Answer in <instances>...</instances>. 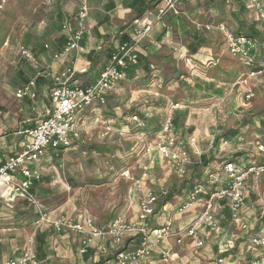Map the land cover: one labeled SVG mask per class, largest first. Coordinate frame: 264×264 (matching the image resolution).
Masks as SVG:
<instances>
[{"label": "crops", "instance_id": "0c3cea01", "mask_svg": "<svg viewBox=\"0 0 264 264\" xmlns=\"http://www.w3.org/2000/svg\"><path fill=\"white\" fill-rule=\"evenodd\" d=\"M29 1L30 0L27 2L29 3ZM80 1L81 0H42L40 1L42 4L38 9L36 6L34 9L31 7L29 12L26 11L28 22H25L26 26L23 29L17 30L14 28L12 34L2 35V44L0 48L6 44L4 48L10 49V43H12V46H15V49H18L19 45H22L20 47L22 50L21 52L24 50L30 53L32 58H28L22 53L24 55L17 59L15 57L16 53L12 50L13 63L16 59L18 63L16 66H12L13 71L10 74L4 73L6 77L7 75L12 76V79H7V77L6 80L8 81L5 82L6 87H1L0 89V167L9 155L21 152L23 145L28 140V135H26L24 131L27 128L35 126L39 119L47 116L49 111H51L52 102L50 101V94L55 87V77L65 69V67L72 65L76 68V73L70 80L72 84L85 87L86 85L94 83L110 58L111 49L123 41V35L131 36L133 20L139 18L136 10L131 7L132 0H89V27L85 33L84 42L82 44L83 52L56 57L57 54L61 53L68 36L67 32L63 29L62 22L63 20L65 21L68 16L77 12L78 6L81 3ZM221 1H223L224 4L228 3L233 5V9H237L236 13L240 19L242 17L240 15L244 11L251 13L249 8L252 6L249 4V0H242L244 6L239 4L240 0ZM231 5L228 6L231 8ZM39 9L42 10L39 11ZM155 13L156 5H153L142 17H140L142 21H152L153 25H151L147 37L138 46L139 52L146 58V61L151 67H155V70L151 71L148 75H145L142 70L134 73V75L129 76L127 80L123 81V84L108 94V103L106 105L88 108L78 115L79 123L82 127V138L72 143L70 147L63 148L62 150L64 151H62L63 153L61 156L54 157L55 151L49 149L39 160V165L42 168V180L38 183L39 185H36L34 188V192L38 198L39 195H56L52 177H54L55 173L58 175L57 166L63 156L66 155L72 147L84 142V132L89 130L90 124H94L93 122L98 120L108 122L112 130L108 134V137L101 136L100 139L103 143L107 139V142H109L111 138L117 137L116 131H119L117 125L124 122L119 116L121 112H123L120 111L121 109L131 108V106H133L134 109L146 116L148 121L152 124L153 120L160 117L158 112L164 110L162 101L166 102V98H169L171 93L180 89L179 94L184 97V92L188 93L189 89L192 90V88H195L193 84L187 81V78L193 76V79L195 78V80L200 81L201 83L196 85L199 90L201 88L200 85L205 86V83H202L200 80L202 77L199 75L196 67L193 73L189 75H187L185 70L181 67H190V65H192L191 62L194 63V60L200 62L213 59V54H215L213 47L205 45V43H207L206 41L200 46L199 51L193 54L188 47L192 36L190 34L191 37L188 36L187 28L181 31V24H179L177 16L175 17V15L178 14H171L168 17L165 16L162 21H157ZM252 15H254V11ZM170 17H174L173 19H175V22L168 21ZM254 17L258 19L257 13ZM9 20L12 24L15 21L14 18ZM189 31L192 32L191 30ZM15 32L17 35H15ZM192 34L194 35L193 32ZM187 38H190L189 43H185ZM215 55L217 56V54ZM218 59L217 57V62H219ZM211 64L216 65L214 62ZM221 70L226 69L221 67ZM31 80H36L38 92L37 100L32 102L29 99H18L16 97V91L21 85ZM135 80L143 84L144 87L141 91H144L143 93L146 94L140 95H142L145 100H138L137 98L140 96L138 94L132 100L130 99L128 101L129 104H121L119 98L123 96L124 93H130L127 86L130 87L131 84H128L133 83ZM211 80L215 81L214 79ZM154 83L158 88L163 87L165 89L161 91L158 90L156 87H153ZM148 87L151 88L150 92L146 90ZM160 93L162 95L159 96ZM147 96L150 100L146 98ZM174 113V117L180 123L184 114L181 110H174ZM114 114L117 117H114ZM123 118L128 120L130 117L127 118V116H124ZM163 123L164 122H162V124ZM178 125H176V130L178 129ZM263 134L264 132L261 135ZM215 151L219 152L220 149H215ZM49 165L53 167L51 168L52 170H50L52 175L51 178H48L49 176L44 174V171L47 170ZM200 179L204 180L205 184L211 181V179H208L202 174ZM70 180L72 181L73 179ZM171 188L176 189L175 186ZM181 188L180 185L178 189ZM255 192L256 190L249 186L248 181L245 193L247 196H249V193L250 196L248 197L247 205L244 209V218L249 224L250 217L256 214L255 208L253 209L255 203L252 201L251 196V194L253 195ZM182 194L185 197H183V200H180V202H185L188 193L182 191ZM174 196L182 199L181 193ZM11 198H13L14 201L12 206L6 205L7 200ZM201 204L204 205L205 202L199 201L195 203L186 215L179 216L178 219L176 216L178 214L173 215L169 213L168 217L170 218L168 219L174 220V229H179L187 225L191 219L196 217L197 214H200L204 207L199 213L193 212V210ZM44 205V208L47 209L50 216L62 214L71 219L80 220L83 214H78L77 212L71 216L61 204L56 205V207H52L48 204L46 205L45 203ZM215 205H217L215 211L220 226L224 228L221 235L227 237L236 236L238 243L237 249L241 246L248 248L250 244L249 236L257 233L258 230L256 229L253 233H249V236H245L246 233H243V236L239 237L240 234L238 229L230 225V219L227 218L224 211L221 210L223 205L219 202H216ZM166 206H168V203L161 208L158 206L156 215L152 217L154 219L149 223V228L155 229V227H159L167 221L164 218L158 219V217H162V212L166 210ZM115 217L116 216L101 224L97 222L96 218L95 219L99 225H105ZM135 217L136 218L131 220H136L137 214ZM37 219L38 212L33 205L25 199L18 197L16 194H13L10 186L6 185L0 188V261L19 258L26 251V248L32 247L37 252L41 264H97L99 258L102 256L99 247H109L111 243L109 238L96 239L90 247V250L85 254H81V236L67 230L55 232L53 227L47 223L41 224L40 227H36L34 222ZM235 230L238 231V234L235 233ZM221 235L217 234L216 236L215 232H211L210 229H202L199 236L205 244L203 249H196L190 238L185 239L181 245H176V243L172 241L171 243L168 242L167 246H169L172 254H175L178 260L185 263L193 261L194 264H199L202 262L201 260L203 258L207 257L211 260L217 256V239L218 236ZM129 244L132 246L134 243ZM195 250H201L202 252V254H198L197 260L194 259L193 252L195 253ZM255 250L258 251V249ZM255 250H250L253 252H249L251 253L250 259L256 256ZM152 264L172 263L156 261L152 262Z\"/></svg>", "mask_w": 264, "mask_h": 264}, {"label": "rangeland", "instance_id": "374dc122", "mask_svg": "<svg viewBox=\"0 0 264 264\" xmlns=\"http://www.w3.org/2000/svg\"><path fill=\"white\" fill-rule=\"evenodd\" d=\"M27 1L0 0V45L2 44L1 38L3 34H12L14 28L21 30V28L23 29L26 26L25 22H28L26 11L29 12L31 7L34 9L36 6L38 9L42 4L40 2L42 0H30L29 3L31 4ZM228 5L231 4H224L221 0H197L181 3L179 13H174L178 14L175 17L177 16V20L181 24V31L187 28L188 36H194L192 32H198V34L205 37L207 41L205 45L213 47L215 54H217V56L213 54V59L200 62L194 60V63L191 62L193 66L190 65L188 68L186 66L181 67L187 75L193 73L196 67L202 77L200 80L205 83V86L200 85L201 88L199 90L196 85L201 82L195 80V78L193 79V76L187 78V81L193 84L195 88L189 89L188 93L184 92V97L180 96V89H177L178 91L176 90V92L169 95V98H166V102L162 101L164 110L158 112L160 117L153 120L151 129L148 130V135H143L146 133H141L142 131L138 130L130 122V119L123 118L124 116H127V118L132 116L131 109H134L133 106L120 110L123 112L119 116L124 122L117 125L119 127V131H116L117 137L111 138L109 142H107L108 139H105L104 143L101 142L100 137H108L110 133L105 135L106 125L101 120L90 124L89 130L84 132V142L72 147L57 166L58 175L55 173L54 177H52L56 195H39V200L43 207L45 206L44 203L52 207L61 204L71 216L77 212L78 214H90L100 224L114 216H121L123 213L129 221H135L131 219L136 218L137 195L136 202L130 205V198L134 193V186L130 177L134 176L137 178L140 176L150 166L148 162L152 159L155 160L153 163L154 167L151 166L147 169L149 174L145 180L146 190H156L160 187H165L169 190L172 186H175V195L180 194V189H177L180 185L183 187L186 178L190 182L188 185L190 188L194 184L204 186V180L200 179L201 174L211 179V175L219 170L220 167L218 168V166L225 165L227 160L231 159L232 155H235L238 151L244 150L245 152L244 156L237 157V162L241 161V168L243 169L246 166L260 165L264 162V155L259 151L257 144L261 139V134L264 132V72L249 73L248 75V68L245 62L228 52L223 32L215 27L217 26L216 24H223L230 30L238 29L241 20H245L247 25L257 20L254 17L256 12L250 7L251 13L244 11V14L241 13L240 16L242 17L240 19L236 13L237 9L234 10L233 5H231V8ZM41 10L39 9V11ZM253 11L254 15H252ZM171 14L169 13L166 16L168 17ZM12 18L15 20L13 24L9 20ZM173 18L170 17L168 21L175 22ZM211 25L215 28H208ZM15 35H17L16 32ZM189 42L190 38H187L185 43ZM4 46L0 48V89L1 87H6L7 77V79H12V76H4V73L10 74L13 71L12 66H16L18 63L17 59L24 55L20 49L22 45H19L18 49H15L12 43H10V49H5ZM12 50L16 53L15 57L17 58L14 63ZM217 57L219 62H217ZM212 62L216 63V65H212ZM221 67L226 70H221ZM130 84V87L127 86L130 93H124L119 98L121 104L127 105L129 104L128 101L138 94H146L141 91L144 86L138 80L128 85ZM153 87L160 91L165 89L163 87L158 88L155 83ZM150 89L149 87L148 89L146 88L149 92ZM252 92L254 96L248 99L247 94ZM160 95L162 94L160 93ZM146 98L149 99L148 96ZM137 99L145 100L142 95ZM176 104H179V106H176ZM174 110H181L184 114L182 120L180 119L178 132L175 129L177 137L174 147L176 146L177 150H188L193 162H197L194 170L190 171L186 178L180 177L176 173L174 163L163 158L157 149L158 147H156L161 131L154 133L160 128L162 122L167 121L169 116L174 117ZM113 116L117 117L115 114ZM235 129L239 130L238 135L233 136L229 140L223 137L226 132ZM148 149H151V151H148ZM215 149H220V151H215ZM202 153L207 155L210 163L200 162ZM51 168L53 167L49 165L47 170L44 171V174L49 176L48 178L52 176ZM128 171L130 177L126 174ZM70 179H73L72 183ZM249 186L256 190L255 193H258L257 197L259 199L257 201L259 204L255 202L253 205L256 214L250 217V224H248L251 228L249 233H253L256 229L258 230L257 233H264V222L260 217V214L264 215V172L252 175L249 179ZM177 191H179V194L176 193ZM248 195L250 196L249 193ZM181 196L182 199L174 196L168 206L165 207L166 210L162 212V217H158V219L164 218L168 221V218H170L168 217L169 213L178 214L176 215L177 219L179 216L186 215L193 206L185 213L176 212L177 205L185 197L182 193ZM254 199L256 200V197L252 201H255ZM204 205H198L193 212L199 213ZM260 205H263L261 210L259 209ZM238 231L239 237L246 233L240 229ZM238 231L235 230V233L238 234ZM249 233H246L245 236H249ZM172 241L175 242L174 239L169 242L171 243ZM204 246L196 249H203ZM250 248L249 245L248 248L241 246L225 254V261L222 264H250L251 253H253ZM260 252V250H255L256 254ZM193 254L194 257L196 255L198 257V254H202V252L201 250H195ZM218 255L219 253L217 252V256L211 260L207 257L203 258L199 264H217ZM141 263L152 264L149 260ZM187 264L194 263L190 261Z\"/></svg>", "mask_w": 264, "mask_h": 264}, {"label": "built area", "instance_id": "2783aa9c", "mask_svg": "<svg viewBox=\"0 0 264 264\" xmlns=\"http://www.w3.org/2000/svg\"><path fill=\"white\" fill-rule=\"evenodd\" d=\"M197 0H159L156 4V20L162 21L169 13H179V6L184 2H193ZM78 10L75 14L68 16L63 24V29L67 32V41L59 56H68L69 54H78L83 52V41L85 33L88 30V20L90 15L89 0H81ZM249 4L258 15V19L264 21V5L262 0H249ZM153 25L152 21H142L141 18L133 20L131 37L129 41L119 43L112 54L109 62L102 69L98 79L90 84L81 86L72 84L70 80L76 73L74 66L65 67L55 77V87L50 94L52 109L48 115L39 119L37 124L27 128L24 132L28 135V140L23 145L21 152L9 155L0 167V188L10 186L13 194L25 199L32 204L38 212V219L34 222L36 227L44 222L49 223L55 232L67 230L75 232L81 236L80 253L85 254L90 250L96 239L109 238L113 245L123 244L125 235H141L138 248L128 251L118 252L113 259H107L105 264H139L140 259L151 260L159 258L158 261L171 262L172 264H187L178 260L175 254H172L167 243L174 239L176 244H181L185 239H192L196 248L204 246L199 233L205 228L221 235L224 228L220 226L216 214V202L220 198L227 197L228 205L231 211L230 225L235 229L249 233L248 222L244 218V209L247 205L248 196L245 193L246 184L254 174L264 172V162L260 165L246 166L241 168V161H227L225 165H220L219 170L211 175V183H223V186L210 194V197L201 198L199 194L206 192L204 186L195 184L192 191L188 193L187 200L180 202L176 207V212L185 213L195 203L204 201V209L196 217L191 219L187 225L174 229V220L170 219L155 229L148 228V221L156 215V209L160 203L167 198L169 190L165 187L158 189L145 188V180L148 177L149 167H154V159L150 160V166L142 172L137 178L130 177L134 186L133 196L130 198V205L136 202L137 195V221H129L123 213L107 222L105 225H99L94 216L82 214L80 220L71 219L68 216L57 214L50 216L47 209L42 206L38 196L32 191L34 182L41 179L42 168L39 160L48 152L54 150L57 154L60 148H67L76 140L82 138V129L79 123L78 115L94 103H104L106 95L126 78V69L128 63L134 64L138 61V46L147 37L148 32ZM218 30L224 34L225 44L228 52L240 58L246 65L256 64L254 59L255 52L258 51L256 42L250 37L237 34L223 24H216ZM213 25L208 28H215ZM207 28V27H206ZM207 28V29H208ZM26 57L32 58V55L23 50ZM264 66V63L260 64ZM251 74L262 73L250 72ZM254 96L253 92L247 94V98ZM18 99H29L35 102L38 97L36 80H31L20 86L16 91ZM179 106V104H176ZM99 121V120H98ZM133 121L138 126H142V120L136 115ZM104 133L107 135L112 129L108 122ZM161 133L157 140L158 151L160 155L174 163V169L180 177L188 175L189 166L193 164L192 156L188 150H177L174 147L176 142V130L173 124V116H169L164 123ZM259 151L264 155V145L257 143ZM151 151V149H148ZM148 153V152H147ZM223 166V167H222ZM13 198L8 199L6 205L12 206ZM250 250L258 249L261 252L256 254L250 260V264H264V233H254L249 236ZM238 247L236 236H218L217 251L219 257L217 264H222L225 254L234 251ZM100 253L106 254L108 247L101 246ZM26 251L16 259L0 261V264H41L37 257V252L28 247ZM197 259V255L194 257Z\"/></svg>", "mask_w": 264, "mask_h": 264}, {"label": "trees", "instance_id": "16d2710c", "mask_svg": "<svg viewBox=\"0 0 264 264\" xmlns=\"http://www.w3.org/2000/svg\"><path fill=\"white\" fill-rule=\"evenodd\" d=\"M158 1L159 0H132L131 7H133L136 10L137 16L140 18V17H142V15L147 10H149V8H151L153 5H156ZM239 4H242L243 5L242 0H240V3ZM172 14H174V13H172ZM63 24H64V20L62 22V26H63ZM131 29H132V27H131ZM235 32L237 34H240V35L250 36L256 42V46H257L258 51L255 52L254 59L253 60L255 61V63L256 62L257 63L254 64V65L253 64L252 65H250V64L247 65L248 74L250 72H252V71L253 72H260V71L263 72L264 71V66H261L260 64L261 63H264V21H262L260 19H257L255 21H252L251 23H248V25H247L245 23V20H241V24L238 25V29H235ZM122 37H123L122 38L123 41L120 42V43L129 41L131 36L129 37L127 35H123ZM66 41H67V39H66ZM205 42H206L205 37H203L201 34H198V32H196V33H194V36L191 37V42L188 45V47L190 48V51L193 54H195V53H197L199 51L200 46L203 43H205ZM117 45H119V44H117ZM116 47H114V48L111 49L110 58L112 57V54L115 51ZM138 54H139L138 55V61L136 63H134V64L128 63V65H127L128 67L126 69V78L123 81L127 80L129 76L134 75V73H136V72H138L140 70H142L145 75H148L151 71H154L155 70V67H151V65L146 61V58L140 52ZM110 58H109V60H110ZM109 60H108V62H109ZM107 63L104 65V68L107 65ZM123 81H121L118 84V86H116L114 89L118 88L121 84H123L122 83ZM108 94L106 95V101L104 103H94L91 106L87 107L86 109L91 108V107H94V106H101L102 107V105L103 106L106 105L108 103ZM84 111H86V110H84ZM131 111H132V113H131L132 116L129 118L130 121L134 124L135 127L138 128V130L142 131L141 133H146V134H143V135H148V130L151 129V123L148 121L147 117L144 116L143 114H141L140 111H138L136 109H133ZM136 115L142 120V122H143V125L142 126H138L137 123L133 121V117L136 116ZM164 123L161 124L160 128H158L154 134L158 133L159 130L162 129ZM173 124H174L175 129H176V125H178L179 122H178V120L175 117H173ZM238 134H239V130L235 129V130L226 132L223 135V137L225 139L229 140L233 136L235 137ZM76 141H79V140H76ZM76 141H74V142H76ZM260 143L264 145V134L261 135ZM62 149L63 148L61 147L60 150L58 151V154L55 152L54 157L61 156V154L63 153L62 151H64ZM244 155H245V152L238 151V152H236L235 155H232L231 159H229L227 161L236 162L237 161V157L239 158V157H242ZM233 158H235V159H233ZM203 161L206 164L207 163H210V162H208V158H207V155L206 154H202L200 156V162H203ZM194 166L196 167V164L195 163H193L192 165L189 166L188 175L190 174V171H193L194 170V168H195ZM218 168H219V166H218ZM186 177H187V175L184 178H186ZM41 180H42V177H41V179L36 180L34 182L35 185L32 188V191L33 192H34V188L36 187V185H39L38 183ZM187 180L188 179L186 178L185 182L183 183V187L180 189V193H182V191H185L186 192L187 190H188L187 193H189V192L192 191V188L194 187L195 184L192 185V187L190 188V186H188L190 182L187 181ZM72 182H73V180L71 181V183ZM204 186H205L204 188H205L206 192L199 194L201 196V198L210 197V194L213 193V192H215V191H218L223 186V183L220 182V183H214L213 184V183H211V181H209V183L204 184ZM174 190H176V189L175 188L169 189V194L167 195L168 197L165 198L164 201L162 203H160V205H158L159 208H161L162 206H164L167 203L171 202V200L173 199V197L175 195V191ZM177 190H179V189H177ZM176 193L179 194V191H177ZM34 194H36V193L34 192ZM251 196H252V199L256 197V200L254 199L255 201H253V202L254 203L255 202L258 203L257 201L259 199L257 197V194L254 193L253 195L251 194ZM218 202L221 203V205H223V207H222L221 210L224 211L226 217L229 218V219H231V211H230V207L228 205V198L227 197L220 198V199L217 200V203ZM262 206L263 205H260L259 208L260 209H263ZM157 210H158V207H157L156 211ZM260 217H261V219L264 222V215L263 214L262 215L260 214ZM153 219L154 218H151L148 221V228H149V223ZM149 229H151V228H149ZM140 240H141V235L139 233V234H135V235H125L124 236V239H123V244L120 245V246H118V247L115 246V245H113L112 242H111L110 245H109V247H108V252L106 254H102V256L99 258L97 264H105V262L107 261V259H113V258H115L117 256L118 252H120V251H123V250L131 251V250H134V249L138 248V245H139ZM129 243H134V244L131 246V244H129ZM37 257H38V254H37ZM38 259H39V257H38ZM158 260H159V258L156 257V258H153V259H151L149 261L150 262L151 261L152 262H156ZM142 261H147V259H140L139 263H141Z\"/></svg>", "mask_w": 264, "mask_h": 264}]
</instances>
